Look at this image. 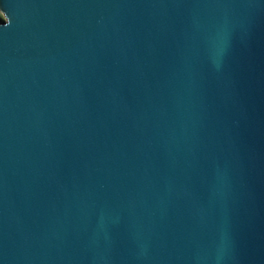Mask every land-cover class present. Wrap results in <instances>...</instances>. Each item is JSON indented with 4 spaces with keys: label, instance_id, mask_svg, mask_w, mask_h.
<instances>
[{
    "label": "water",
    "instance_id": "95a60500",
    "mask_svg": "<svg viewBox=\"0 0 264 264\" xmlns=\"http://www.w3.org/2000/svg\"><path fill=\"white\" fill-rule=\"evenodd\" d=\"M0 12V264H264V0Z\"/></svg>",
    "mask_w": 264,
    "mask_h": 264
},
{
    "label": "rangeland",
    "instance_id": "374dc122",
    "mask_svg": "<svg viewBox=\"0 0 264 264\" xmlns=\"http://www.w3.org/2000/svg\"><path fill=\"white\" fill-rule=\"evenodd\" d=\"M0 16H1L2 18H4V17H3V14H2L1 12H0Z\"/></svg>",
    "mask_w": 264,
    "mask_h": 264
},
{
    "label": "trees",
    "instance_id": "16d2710c",
    "mask_svg": "<svg viewBox=\"0 0 264 264\" xmlns=\"http://www.w3.org/2000/svg\"><path fill=\"white\" fill-rule=\"evenodd\" d=\"M0 21H3V18L0 16Z\"/></svg>",
    "mask_w": 264,
    "mask_h": 264
}]
</instances>
